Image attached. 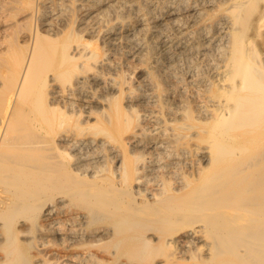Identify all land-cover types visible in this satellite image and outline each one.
Listing matches in <instances>:
<instances>
[{"label":"bare ground","instance_id":"bare-ground-1","mask_svg":"<svg viewBox=\"0 0 264 264\" xmlns=\"http://www.w3.org/2000/svg\"><path fill=\"white\" fill-rule=\"evenodd\" d=\"M78 1L0 0V264H264V0L186 8L187 26L201 19L193 33L211 27L217 66L192 103L179 98L178 123L162 121L166 100L145 122L120 98L189 85L150 70L134 88L78 32V8L98 21L123 0ZM161 9L155 22L181 21L167 0Z\"/></svg>","mask_w":264,"mask_h":264},{"label":"rangeland","instance_id":"rangeland-1","mask_svg":"<svg viewBox=\"0 0 264 264\" xmlns=\"http://www.w3.org/2000/svg\"><path fill=\"white\" fill-rule=\"evenodd\" d=\"M96 1H98V0H96ZM130 0H127V2H126V0H123V2L121 3V5H119L120 7H118L117 9H109V12L106 14V15H108V17L107 16H104V18H102V19H100V20H98V21H92V19H90L89 17L86 19H84V15L82 14V10L80 9V8H78V26H77V29H79L78 30V32L81 34V35H83V39H87V40H89L90 41V39H91V41H90V43H91V45H94V46H96V44H98L97 46H99L100 44H101V41H102V46L100 45V47H104L105 49H107V51L109 52V54L111 55V59H112V61H114L113 62V64L115 65V62H116V65H115V69H116V73H118V74H116L115 75V77L117 78V79H124L123 77H125L124 75H125V73L127 74L128 73V75L125 77V80L127 81H130L131 79H129V78H133V80H131L129 83H130V85L132 86V87H136L137 89H138V87H140L141 86V80L146 76V73H147V71H152V72H158V73H164V72H168L169 71V74H170V76H172V78L173 79H171V77H169V84L171 83H176V81H174L175 79H178V80H180V79H182V81L184 82L183 84H184V86H186V85H189V86H186L185 88H187L186 90H185V88H184V90L185 91H183L184 93H180L178 96H176V97H174L173 95H174V93H172V92H168L166 95H164V98H156V97H154V96H151L152 98H154V99H150V98H148V99H145V100H140V101H138V102H132V103H129V104H127L126 102H125V100L123 99V98H120L121 99V102H122V104L124 105V106H127L128 105V107H132V108H134V109H136L137 111H138V113H139V116H140V119L141 120H143V121H148V118H151L152 119V112L151 113H148V111L149 110H152V109H155L157 106H159L161 103H163L164 104V101L165 102H167V103H170L169 105L171 106V112L172 113H165V112H163V113H161V119H162V121L164 122V120L165 119H168V120H170V121H174L173 123H178L179 121H181V122H184V117H183V113H180L181 112V110H182V107H183V104L181 103V99H179V98H183V96L185 95V96H187V98L189 99V101L192 103L193 102V100H194V98H195V96H196V94L194 93V92H196V90L199 88V87H201L202 85H206L207 83L206 82H209L212 78H213V76L214 75H211V74H214V73H216V70H215V68H216V66H217V62H216V59H217V56L216 55H214L215 53H216V50H214L215 49V45L213 46V44H211L212 46H210V44L208 43V41L206 40V38L205 37H203V35L205 36V34H207V32L209 31V29H211V27L209 28V29H207L206 31L203 29V28H201V30H198L197 32H195V33H193L194 31H195V29L199 26V23L201 22V19L200 18H198L197 20H196V22H192V23H190L188 26L186 25L187 24V17L188 16H186L187 14V12H186V8L190 5V4H194V3H196V4H200V5H202L201 4V2H203L204 3V0H186V1H184V0H167V2H169L170 4H172V5H174V6H176L177 8H179L180 9V11H182L183 12V14H182V12H180V20L182 21V24H180V20H178V21H180V22H178V24L177 25H175L173 22H171L170 20L168 21V22H166V23H160L159 24V22H155L154 21V19H155V17H157V16H160V15H162V13H163V11H162V9H161V1L162 0H135V2H129ZM172 3H171V2ZM178 1V2H177ZM90 2H95V0H79L78 1V3H82V4H88V3H90ZM126 2V3H125ZM154 2V3H153ZM180 2V3H179ZM194 2V3H193ZM150 4V5H149ZM181 4V5H180ZM184 4V6L183 7H185L184 9H183V7H182V5ZM127 5V6H126ZM150 7H149V6ZM154 5H155V7H154ZM178 5V6H177ZM180 5V6H179ZM126 6V7H125ZM142 6V7H141ZM148 6V7H147ZM135 7H137V8H135ZM181 7V8H180ZM151 9V10H150ZM158 9V10H157ZM160 9V10H159ZM110 10H112V11H110ZM118 10H119V12H118ZM120 10H122V11H120ZM146 10V11H145ZM147 11L149 12L148 14H147V17H146V19H145V23H143V24H141L140 26L141 27H146L147 28V30H146V28H145V30H144V28H142V29H140V31L141 32H139V29H138V27H136V25L138 26L139 24H137L138 23V21H136V20H139V22H141V17H143L146 13H147ZM115 12V13H114ZM153 12H154V14H153ZM80 13V14H79ZM111 13V14H110ZM113 13V14H112ZM120 13V14H119ZM157 13V14H156ZM119 14V15H118ZM112 15V16H111ZM114 15V16H113ZM152 15V16H151ZM136 16V17H135ZM149 16L151 17V18H149ZM186 16V17H185ZM121 17V18H120ZM152 17H154V19L152 18ZM183 17V18H182ZM108 18V19H107ZM126 18V19H125ZM186 18V19H185ZM149 19H151V20H153V21H149ZM133 20V21H132ZM184 20H186V23L184 22ZM132 21V22H131ZM96 24H95V23ZM82 23H84V25L82 24ZM91 23V24H90ZM98 23V24H97ZM114 23H115V25H114ZM157 23V24H156ZM127 24H129V25H127ZM156 24V25H155ZM183 24H185L184 25V27H183ZM81 25V27H79ZM96 25V26H95ZM105 25V26H104ZM111 25H113V28L116 30V34L115 35H113V34H111L110 33V27H111ZM118 25L120 26L119 28H118ZM123 25V26H122ZM143 25V26H142ZM155 25V26H154ZM175 25V26H174ZM157 26V27H156ZM163 26V27H162ZM164 26H168L167 27V29H168V31H166L167 29L166 28H164ZM185 26H187V27H185ZM98 27V28H97ZM170 27V28H169ZM177 27V28H176ZM209 27V26H208ZM60 29H63L64 27L63 26H60L59 27ZM140 28V27H139ZM160 28V29H159ZM173 28V29H172ZM175 28V29H174ZM131 29H132V31H131ZM133 29H134V31H133ZM161 29H163V30H161ZM176 29H177V31H179V34H178V32L176 31ZM180 29H182L181 30V32H180ZM190 29H192L193 31H191L190 33H188V31L190 30ZM128 30V31H127ZM138 30V31H137ZM81 31V32H80ZM97 31V32H96ZM123 31V32H122ZM126 31V32H125ZM131 31V32H130ZM155 31V32H154ZM201 31H203V32H201ZM88 32H89V34H88ZM135 34H134V33ZM144 32V33H143ZM158 32V33H157ZM159 32H160V36L158 37V35H159ZM169 32V33H168ZM171 32V33H170ZM172 32H173V34H172ZM174 32H175V34H174ZM185 32H186V36L189 38H187V37H185ZM102 33V34H101ZM131 33L133 34V38H132V35H131ZM140 33H142V34H144V35H142V34H140ZM158 34V35H156V34ZM163 33V34H162ZM93 34V35H92ZM106 34V35H105ZM152 34H155V35H152ZM191 34H192V36H193V38H192V36H191ZM90 35V36H89ZM102 35L103 36H105V37H103V38H100V37H102ZM111 35V36H110ZM120 35V36H119ZM126 35V36H125ZM128 35V36H127ZM168 35H169V37H168ZM115 36V37H114ZM138 36V37H137ZM158 38H157V37ZM161 36H162V38H161ZM87 37V38H86ZM90 37H93V38H89ZM96 37V38H95ZM150 37H152V38H150ZM155 37V38H154ZM166 37V38H165ZM199 37H200V39H199ZM203 37V38H202ZM116 38H118V39H116ZM126 38H128V39H126ZM140 38L142 39V41H140ZM148 38H150V39H148ZM156 38H157V40H156ZM93 39V40H92ZM103 39V40H102ZM107 39V40H106ZM131 39V40H130ZM141 42V43H139V41ZM167 39H168V42H167ZM181 39H183V40H181ZM195 39V40H194ZM196 39H197V41H196ZM202 39H203V41H202ZM97 40V42H96V44H95V41ZM99 40V41H98ZM111 40H113V41H111ZM129 40V41H128ZM153 40V41H152ZM161 40H163L162 41V43H161ZM170 40V41H169ZM110 41V42H109ZM122 41V42H121ZM132 41V42H131ZM181 41H183V42H181ZM99 42V43H98ZM118 42V43H117ZM151 42H152V44H151ZM153 42H156V44H157V42H158V44L156 45L155 43L153 44ZM165 42L167 43V44H165ZM187 42V43H186ZM107 43H109L108 45H107ZM111 43H112V45H111ZM116 43V44H115ZM137 43H139V44H137ZM142 43H145V44H151L150 45V49L149 48H145L144 50H142V51H140V49H139V47H140V44H142ZM161 43V44H160ZM182 43V44H181ZM186 43V44H185ZM197 43V44H196ZM207 45H206V44ZM127 44V47L125 46ZM175 44V45H174ZM104 45V46H103ZM120 45V46H119ZM155 45V46H154ZM174 45V46H173ZM192 45V46H191ZM107 46V47H106ZM117 46V47H116ZM121 46H123V49H122V47ZM129 46V47H128ZM136 46V47H135ZM154 46V47H153ZM173 46V47H172ZM183 47V50H182V47ZM186 46V47H185ZM189 46H190V48H189ZM121 47V48H120ZM172 47V48H171ZM178 47V48H177ZM121 49V51L119 50V49ZM137 48V49H136ZM156 48V49H155ZM197 48V49H196ZM205 48V49H204ZM138 49H139V52L140 53H138L137 51H138ZM157 49H158V51H157ZM170 49V50H169ZM181 50V51H179V50ZM195 49V50H194ZM201 49V50H200ZM111 50H112V52L113 53H111ZM123 50V51H122ZM127 52H126V51ZM130 50V51H129ZM132 50H137L136 52H137V54L138 55H136V57H127L128 55H127V53L128 52H131ZM152 50V51H151ZM164 50V51H163ZM166 50V51H165ZM178 50V51H177ZM197 50V51H196ZM208 50H210V51H208ZM116 51H120V52H123V54L121 53V55H122V57L120 56V52H116ZM144 51V52H143ZM192 51H196L197 52V54H196V52H193L192 53ZM214 51H215V53H214ZM115 52V53H114ZM141 52H143V54H144V56H143V54L141 53ZM161 52V53H160ZM190 52V53H189ZM211 52V53H210ZM119 53V54H118ZM160 53V54H159ZM165 53V54H164ZM187 53V54H186ZM192 53V54H191ZM186 54V55H185ZM200 54H202L203 55V57H202V55H200ZM116 55H117V57H116ZM118 55H119V57H118ZM125 55V56H124ZM148 55V56H147ZM151 55V56H150ZM154 55V56H153ZM180 55H182L181 57H179L178 58V56ZM211 56V58H210V56ZM161 58H160V57ZM171 56V57H170ZM214 56V57H213ZM121 57V58H120ZM163 57V58H162ZM170 57V58H169ZM114 58V59H113ZM116 58V59H115ZM119 60H118V59ZM129 59V61L128 60H124V59ZM135 58V59H134ZM140 59V60H138V61H136V59ZM167 58H169V60L167 59ZM173 58V59H172ZM175 58H177V59H175ZM202 58V59H201ZM208 58H210V59H212V60H210V59H208ZM130 59H133L132 60V62H134L135 64H133L132 62H131V60ZM142 59V60H141ZM143 59H145L146 61H144ZM159 59V60H158ZM165 59V60H164ZM167 59V60H166ZM172 59V60H171ZM179 59V60H178ZM206 59V60H205ZM214 59V60H213ZM124 60V61H123ZM150 60H152L151 62H150ZM158 60V61H157ZM136 61V62H135ZM144 61V62H143ZM154 61V62H153ZM204 61V62H203ZM140 62H143V63H140ZM157 62H158V64L159 63H161V64H159L158 66H157ZM166 62V63H165ZM198 62H200V63H198ZM214 62V63H213ZM129 63V64H128ZM137 63V64H136ZM140 63V64H139ZM149 63V64H148ZM183 63V64H182ZM191 63V64H190ZM125 65V67H124V65ZM128 64V65H127ZM132 64V65H131ZM139 64V65H138ZM167 64V65H166ZM177 64V65H176ZM207 64V65H206ZM214 64V65H213ZM121 65V66H120ZM188 65V66H187ZM149 66H150V68H149ZM152 66H153V68H152ZM157 66V67H156ZM160 66V67H159ZM171 66V67H170ZM185 66H187V68L185 67ZM195 66V67H194ZM215 66V67H214ZM119 67V68H118ZM127 67H130V68H127ZM132 67V68H131ZM138 67V68H137ZM168 67V68H167ZM207 67V68H206ZM122 70H121V69ZM125 68V69H124ZM156 70H155V69ZM167 68V70L165 71L164 69H166ZM176 68H177V70H176ZM182 68H183V70H182ZM189 68H190V70H189ZM192 68V69H191ZM195 68H197L196 70H194ZM208 68H209V70H208ZM210 68H214L213 70L212 69H210ZM129 69V70H128ZM154 69V70H153ZM160 69V70H159ZM188 69V70H187ZM200 69V70H199ZM202 69H204V70H202ZM119 70H120V72H119ZM163 70V71H162ZM175 70V71H174ZM179 70H180V72H179ZM123 71H124V74H123ZM127 71V72H126ZM132 71V72H131ZM188 71V72H187ZM198 71H200V72H198ZM179 72V73H178ZM186 73V75L184 74V73ZM195 72L197 73V75L195 74ZM203 72V73H202ZM189 73V74H188ZM194 73V75L192 76V74ZM199 73H201V74H199ZM209 73H210V75H209ZM122 74V75H121ZM129 74H131V75H129ZM191 74V75H190ZM142 75V76H141ZM183 75H185V76H183ZM198 77V78H196V76ZM204 75V76H203ZM122 76V77H121ZM119 77V78H118ZM141 77V78H140ZM191 77V78H190ZM204 77H206V78H204ZM180 78V79H179ZM192 78H193V80H192ZM199 78H200V80H199ZM201 78H202V80H201ZM135 79V80H134ZM191 79V80H190ZM177 80V81H178ZM194 80H196V82H194ZM197 80H199V81H197ZM208 80V81H207ZM132 81H133V83H132ZM174 81V82H173ZM181 81V82H182ZM188 81V82H187ZM187 82V83H186ZM194 84H193V83ZM189 83V84H188ZM200 83V84H199ZM135 84V85H134ZM171 84H170V86H171ZM191 84V85H190ZM175 85V84H174ZM173 84H172V86H174ZM138 86V87H137ZM134 87V88H135ZM143 87V89L146 87V86H142ZM190 88H192L191 90H190ZM195 88H197V89H195ZM201 88H203V86L201 87ZM146 90H149V89H146ZM152 90H149L148 92H151ZM186 92H187V94H186ZM115 93H118V91H117V89L116 90H114V91H110V93L108 94L109 96H111L112 94L113 95H117V94H115ZM107 94V93H106ZM171 94V95H170ZM182 94H184V95H182ZM191 94H195V95H191ZM192 96V97H191ZM172 97H173V99H172ZM178 97V98H177ZM190 97V98H189ZM180 101H178V100ZM124 100V101H123ZM146 100H147V102H146ZM151 101L150 103H149V101ZM168 100V101H167ZM144 103H142V102ZM154 101V102H153ZM178 102V103H177ZM137 103V104H136ZM147 103V104H146ZM149 103V104H148ZM154 104V105H150V104ZM157 103V104H156ZM176 103H177V107H176ZM182 105H181V104ZM132 104V105H131ZM190 104V103H189ZM156 105V106H155ZM144 106H150V107H144ZM151 106H153L152 108H151ZM144 109H143V108ZM181 107V108H180ZM174 108V109H173ZM178 108V109H177ZM180 108V109H179ZM139 109V110H138ZM147 109H149V110H147ZM178 110H180V111H178L179 113H177V111ZM183 111V110H182ZM147 113V114H146ZM154 113V112H153ZM174 113V114H173ZM173 116V117H172ZM166 117V118H165ZM182 117V118H181ZM173 119V120H172ZM179 119V120H178ZM178 121V122H177ZM162 122V123H163ZM180 122V123H181ZM149 123H151L152 125H153V127H151L152 125L151 124H149ZM149 123H148V125L146 126V128H147V131L149 132L150 131V133L153 131V132H156V130H154V129H156L154 126H158L159 124H156V123H154V122H150V120H149ZM116 144H122V142H118V143H116Z\"/></svg>","mask_w":264,"mask_h":264}]
</instances>
